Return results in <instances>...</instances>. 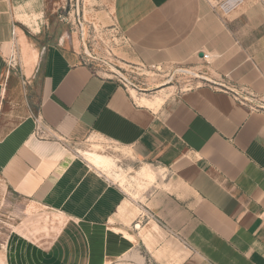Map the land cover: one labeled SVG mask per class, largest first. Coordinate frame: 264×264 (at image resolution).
<instances>
[{"label":"crops","instance_id":"1","mask_svg":"<svg viewBox=\"0 0 264 264\" xmlns=\"http://www.w3.org/2000/svg\"><path fill=\"white\" fill-rule=\"evenodd\" d=\"M61 1L0 0V199L21 202L2 264H110L137 247L155 264H264V111L205 84L139 103L50 23ZM111 15L140 63L209 53L212 80L264 93V0H112ZM90 138L166 174L133 199L78 153Z\"/></svg>","mask_w":264,"mask_h":264},{"label":"rangeland","instance_id":"2","mask_svg":"<svg viewBox=\"0 0 264 264\" xmlns=\"http://www.w3.org/2000/svg\"><path fill=\"white\" fill-rule=\"evenodd\" d=\"M69 4L68 2L62 8L61 3L59 6L61 11L55 12L53 18L50 17V23H59L67 28L68 33L73 35L76 46H81L82 52H85L84 56L89 59L97 71L104 75H110L111 70H119L121 75L134 85L128 84V88L130 91L134 89L135 94L148 93L145 89H153L150 92L162 89L161 91L166 95L176 90H185L199 85L203 81L202 78L211 79V76L208 75L209 68L205 63L199 61L186 64L165 63L155 67L137 61L127 40L113 23L112 0H73L71 5ZM56 6L54 1H50L47 7L48 10H52ZM21 54L24 57L23 50ZM159 94L160 92L154 96ZM158 97L163 98V96ZM75 148L86 160L85 153H97L112 159L114 162L109 168H96L119 184L133 199L143 200L142 193L154 184L157 177L166 174L161 168L150 164L133 165L131 158L134 155L131 151L127 153L116 144L103 139L90 138ZM145 168L151 169L155 175L154 180L150 181L144 176H138L137 173H141ZM20 208L19 200L11 197L5 201L0 199V248L13 223L18 221V217L21 215ZM133 210L138 212L137 208ZM150 226L152 227H145L141 231L145 241L148 240L152 231H160L154 222H151ZM136 227L140 228V225L137 224ZM125 236L132 244L137 243L134 235L125 233ZM109 261L110 259H107L105 263ZM110 264L155 263L144 249L137 247L126 255L112 260Z\"/></svg>","mask_w":264,"mask_h":264},{"label":"built area","instance_id":"3","mask_svg":"<svg viewBox=\"0 0 264 264\" xmlns=\"http://www.w3.org/2000/svg\"><path fill=\"white\" fill-rule=\"evenodd\" d=\"M199 59L202 61V63L208 64L210 62V55L209 53H203V55ZM86 62L91 64L88 58H86ZM151 66L155 67L156 65ZM106 77L116 80L125 89H129L128 84L134 86L132 83H130V81L123 77L120 71L117 69H115L114 71L111 70V74L106 75ZM202 80L203 81L199 85L205 84L213 88L214 90L228 93L236 102L248 106V108H250L251 110L264 111V93L257 94L249 86L237 85L229 81H214L203 78ZM37 128L38 131H40L39 124H37Z\"/></svg>","mask_w":264,"mask_h":264},{"label":"bare ground","instance_id":"4","mask_svg":"<svg viewBox=\"0 0 264 264\" xmlns=\"http://www.w3.org/2000/svg\"><path fill=\"white\" fill-rule=\"evenodd\" d=\"M132 93L133 97L139 101L141 104H146L149 106H156L159 105L163 98L155 97L153 101L146 99L145 97L138 98L137 94H135V90L131 89L130 94ZM137 95V96H136ZM87 155V160L90 164H92L95 167H101V168H109L113 164V160L110 159L107 156L97 154V153H85ZM138 176H144L148 178L150 181L155 179V175L152 173L150 168H145L141 173H137ZM137 226V225H136ZM2 264V263H1Z\"/></svg>","mask_w":264,"mask_h":264},{"label":"water","instance_id":"5","mask_svg":"<svg viewBox=\"0 0 264 264\" xmlns=\"http://www.w3.org/2000/svg\"><path fill=\"white\" fill-rule=\"evenodd\" d=\"M202 54H200V56H201Z\"/></svg>","mask_w":264,"mask_h":264}]
</instances>
